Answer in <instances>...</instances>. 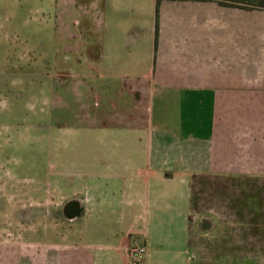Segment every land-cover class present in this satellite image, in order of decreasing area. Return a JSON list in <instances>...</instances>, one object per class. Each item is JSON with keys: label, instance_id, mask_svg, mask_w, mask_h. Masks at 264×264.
I'll list each match as a JSON object with an SVG mask.
<instances>
[{"label": "crops", "instance_id": "crops-1", "mask_svg": "<svg viewBox=\"0 0 264 264\" xmlns=\"http://www.w3.org/2000/svg\"><path fill=\"white\" fill-rule=\"evenodd\" d=\"M155 4L101 32L102 80L91 83L123 117L142 91L145 124L83 125L60 160L85 171L66 222L46 191L36 203L38 180L0 190V264H131L134 242L143 264H264V9L161 0L156 18ZM205 181L227 186L207 210ZM14 215L25 234L9 228Z\"/></svg>", "mask_w": 264, "mask_h": 264}, {"label": "rangeland", "instance_id": "rangeland-1", "mask_svg": "<svg viewBox=\"0 0 264 264\" xmlns=\"http://www.w3.org/2000/svg\"><path fill=\"white\" fill-rule=\"evenodd\" d=\"M149 1L0 0V101H7V107L0 108V190L12 186L14 192H28L38 180L36 203L44 200L46 191L61 210L54 222L70 220L66 206L77 204L67 196L82 187L85 171L77 163L60 160L71 148L77 152L84 140L83 125L93 118L96 125L101 119L113 126L146 122L137 113H145L142 91L141 108L136 105V114L123 117L115 106L104 111L91 83L102 80L101 32L145 16ZM63 144L70 148L65 150ZM199 184V203L206 210L214 204L213 195L227 192L222 182ZM32 198L35 202L36 194ZM15 218L9 228L14 225L17 235L25 234ZM39 222L46 227L51 223L43 218ZM208 263L207 258L202 262Z\"/></svg>", "mask_w": 264, "mask_h": 264}, {"label": "trees", "instance_id": "trees-1", "mask_svg": "<svg viewBox=\"0 0 264 264\" xmlns=\"http://www.w3.org/2000/svg\"><path fill=\"white\" fill-rule=\"evenodd\" d=\"M161 0H156L155 17L158 15V5ZM223 5L242 7L244 9H264V0H216Z\"/></svg>", "mask_w": 264, "mask_h": 264}, {"label": "built area", "instance_id": "built-area-1", "mask_svg": "<svg viewBox=\"0 0 264 264\" xmlns=\"http://www.w3.org/2000/svg\"><path fill=\"white\" fill-rule=\"evenodd\" d=\"M128 252L131 257V264H143V257L146 252L144 245L134 242L128 247Z\"/></svg>", "mask_w": 264, "mask_h": 264}, {"label": "water", "instance_id": "water-1", "mask_svg": "<svg viewBox=\"0 0 264 264\" xmlns=\"http://www.w3.org/2000/svg\"><path fill=\"white\" fill-rule=\"evenodd\" d=\"M76 206H74V205H70V206H66V208L68 209V210H70V211H72V210H75L74 212H76L77 214L79 213V210H77L76 211V208H75Z\"/></svg>", "mask_w": 264, "mask_h": 264}, {"label": "clouds", "instance_id": "clouds-1", "mask_svg": "<svg viewBox=\"0 0 264 264\" xmlns=\"http://www.w3.org/2000/svg\"><path fill=\"white\" fill-rule=\"evenodd\" d=\"M7 107V101H0V108Z\"/></svg>", "mask_w": 264, "mask_h": 264}]
</instances>
